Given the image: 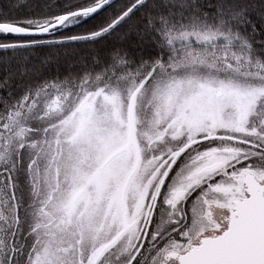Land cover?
Instances as JSON below:
<instances>
[{
  "label": "snow or ice",
  "instance_id": "1",
  "mask_svg": "<svg viewBox=\"0 0 264 264\" xmlns=\"http://www.w3.org/2000/svg\"><path fill=\"white\" fill-rule=\"evenodd\" d=\"M112 7L0 13V264H264V0Z\"/></svg>",
  "mask_w": 264,
  "mask_h": 264
},
{
  "label": "trees",
  "instance_id": "2",
  "mask_svg": "<svg viewBox=\"0 0 264 264\" xmlns=\"http://www.w3.org/2000/svg\"><path fill=\"white\" fill-rule=\"evenodd\" d=\"M75 2V0H0V13H4L11 17L24 18L45 10V5L51 6L49 10H56L63 7L67 3ZM126 0H118L113 4L112 8L106 9L100 13L95 20H89L87 24L72 29L73 32L81 33L92 27L108 12L115 10ZM39 5V7L37 6ZM135 19V18H134ZM115 44L117 47L123 46L130 51H136L135 38L132 37L128 41H120L115 36L110 37L106 42L100 45L80 44L78 46L66 48H44L38 49L30 54L29 64L39 68V76L53 77L60 75L63 77L69 71H76L80 67L82 61L91 60V55L97 51L101 56L108 53V49Z\"/></svg>",
  "mask_w": 264,
  "mask_h": 264
},
{
  "label": "water",
  "instance_id": "3",
  "mask_svg": "<svg viewBox=\"0 0 264 264\" xmlns=\"http://www.w3.org/2000/svg\"><path fill=\"white\" fill-rule=\"evenodd\" d=\"M116 1H118V0H113V4H114Z\"/></svg>",
  "mask_w": 264,
  "mask_h": 264
}]
</instances>
